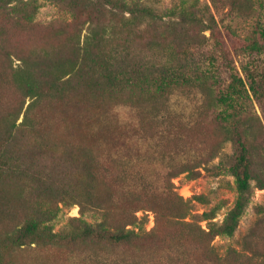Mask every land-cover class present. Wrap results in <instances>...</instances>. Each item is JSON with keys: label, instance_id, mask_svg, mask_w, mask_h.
Returning <instances> with one entry per match:
<instances>
[{"label": "trees", "instance_id": "16d2710c", "mask_svg": "<svg viewBox=\"0 0 264 264\" xmlns=\"http://www.w3.org/2000/svg\"><path fill=\"white\" fill-rule=\"evenodd\" d=\"M20 1L0 0V17ZM53 1L69 3L81 14L69 29L55 31L56 41L43 36L18 65L0 69V258L25 245L56 243L68 247L79 264H193L182 242L149 246L159 255L157 263L128 254L146 250L147 237L171 217L195 232L215 260L227 262L238 250L229 247L220 258L213 239L233 235L255 188L264 189V27L235 36L212 10L225 0H208L205 8L200 0H181L163 14L141 0ZM225 4L242 14L255 6L253 0ZM14 17L16 23L31 20L30 15ZM142 22L163 23L183 33L188 44L164 50L165 60H138L133 32ZM6 33L0 25L4 60L13 55ZM207 38L213 47L203 50ZM236 57L247 58L240 61L241 71L230 64ZM253 99L263 115L252 111ZM118 109L128 110L130 117L112 119ZM69 113L72 125L66 122ZM57 123L77 127L80 140L46 144ZM196 134L209 135L210 142L200 146ZM223 139L234 149L226 165L235 177L237 198L217 225L212 211L192 213L191 200L176 193L173 178L185 172L196 178L202 169L220 167ZM217 156L220 163L211 165ZM61 204H78L82 215L98 211L102 219L93 224L75 217L69 231L54 232L50 222ZM141 210L153 212V229L139 232L148 220L147 213L138 215ZM200 220H208V229ZM254 236L252 229L246 244L254 243ZM84 245L92 249L77 252ZM99 245L121 252L98 250ZM251 249L264 264V255Z\"/></svg>", "mask_w": 264, "mask_h": 264}, {"label": "rangeland", "instance_id": "374dc122", "mask_svg": "<svg viewBox=\"0 0 264 264\" xmlns=\"http://www.w3.org/2000/svg\"><path fill=\"white\" fill-rule=\"evenodd\" d=\"M239 1L245 3V0ZM253 1L255 6L252 11L243 7L245 9L242 12L246 14H242L240 11L239 13L237 11H231L229 6L225 4V2L228 3L231 0L220 1L217 3V8L212 6V10L215 12L222 26L224 24L232 26L236 33L235 36H246L256 26L261 25V27H264V0ZM260 1L263 3L262 6L260 5ZM141 2L151 5L163 14L170 9L174 10L181 3V0H141ZM207 3L210 4L208 0H200L199 7L205 8ZM16 8L19 14L16 13ZM9 10L10 13L7 16L5 15L4 18L0 17V25L7 30L5 44L7 43L10 46L9 48L13 50L11 59L5 60L0 51V69L3 67L6 70H10L11 64L13 66L18 65L20 62L18 58L30 49L35 48L43 36H46L47 40L54 39L56 41V37L54 36L55 31L60 28L69 29L74 18L81 14L80 9H76L71 4H58L53 0H22L20 2H12L10 9H6L8 12ZM247 12L250 13L247 14ZM14 15L25 17L26 15H30L31 20H20L16 23ZM136 28L135 32H133V44L137 51L136 55L138 60L143 56H146L145 59L151 58L148 56H152L157 61L165 60L164 50L172 47L177 48L181 43L188 44V38L183 33L176 32L166 27L163 23L142 22ZM205 35L209 36L210 31H205ZM150 45H152V49L148 51ZM201 45L203 50L211 49L213 47V39H202ZM195 49L197 52L199 51V48L196 47ZM246 59L236 57L234 58V62H230V64L241 71L240 61ZM261 62L264 64V60H261ZM205 66L210 65L206 64ZM10 93L12 94V92ZM10 93L8 97H11ZM250 104L252 111H257L263 115L262 108L254 99L252 102L250 100ZM116 112L118 116L110 114V117L114 120H124L131 115L128 110L124 109H118ZM66 122L68 125H72L75 122V118L71 113L67 115ZM76 128L71 127L67 129L63 126V123L59 125L57 123L53 130L47 133L48 136L46 138L49 141L46 144H49V142L56 145L75 143L78 141L77 139L80 140L81 138L79 135L81 130ZM210 138L209 135L196 134V140L200 146L208 144ZM223 140L221 157H224V161L220 167L211 170L202 169L201 174L196 178H190L186 172L173 178L176 193L186 200H191L192 213L201 215L204 212L212 211L214 214L212 221L217 225L223 223L237 198L235 177L226 165V162L230 161L234 149L230 140ZM193 147L198 150L200 149L197 145H193ZM221 157H215L210 164H219ZM197 196L202 197L198 199L196 198ZM146 213L148 220L140 224L138 228L139 232L149 231L155 227L153 212H143L141 210L138 212V215L143 216ZM75 217H81L90 223L97 224L101 221L102 214L92 210L82 215L78 204H61L60 211L50 222V225L54 232H67L75 223L73 221ZM187 220L190 221L191 217L189 216ZM199 224L203 229H208V220H200ZM252 229L255 231L254 238L256 240L254 243L246 244L245 238ZM190 232H192L191 229L182 225L175 218L166 217L156 234L147 237L143 247L146 250L136 249L129 251L128 254L131 258L137 256L139 260L157 263L161 262L157 260L159 255L157 252L152 254L149 246H158L161 244L174 246L182 242L190 250V260L193 264H259V261L263 260V258L251 248L255 246L264 255V189L255 188L252 201L243 212L238 228L233 235L220 234L213 239L212 245L214 246L216 255L220 258L225 256L229 247L238 250L237 255H234L227 262L223 263L215 260L214 255L209 250H205L201 245L200 239H198L195 232ZM100 248H104L115 254L121 252L120 248L114 249L101 245L96 249L99 250ZM91 249L90 245H84L80 249H77V252L83 253ZM70 254L69 248L61 244L33 243L22 246L21 248L7 250L0 258V264H79L77 261H72L73 259L70 257Z\"/></svg>", "mask_w": 264, "mask_h": 264}]
</instances>
